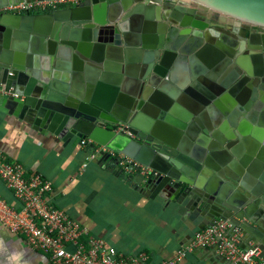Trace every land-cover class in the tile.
Instances as JSON below:
<instances>
[{"label":"water","instance_id":"95a60500","mask_svg":"<svg viewBox=\"0 0 264 264\" xmlns=\"http://www.w3.org/2000/svg\"><path fill=\"white\" fill-rule=\"evenodd\" d=\"M31 1L44 0L0 7ZM251 28L264 29V0L0 14V111L130 157L156 172L140 192L198 229L228 221L264 255V33Z\"/></svg>","mask_w":264,"mask_h":264},{"label":"crops","instance_id":"0c3cea01","mask_svg":"<svg viewBox=\"0 0 264 264\" xmlns=\"http://www.w3.org/2000/svg\"><path fill=\"white\" fill-rule=\"evenodd\" d=\"M0 152L6 160L23 165L27 173H38L49 180L51 204L84 226L89 235L104 239L124 253L144 251L148 264L173 257L198 230L191 222L181 220L171 201L140 192L145 179L141 175L119 174L109 160L88 162L82 167L87 148L79 140L63 146L56 138L35 132L2 111ZM0 193L13 201L1 180ZM241 246L246 248L251 243L242 242ZM0 264L50 263L47 256L31 250L20 235L0 225ZM178 264L233 263L209 248L186 254Z\"/></svg>","mask_w":264,"mask_h":264},{"label":"built area","instance_id":"2783aa9c","mask_svg":"<svg viewBox=\"0 0 264 264\" xmlns=\"http://www.w3.org/2000/svg\"><path fill=\"white\" fill-rule=\"evenodd\" d=\"M76 0H44L17 3L0 7V14L43 13L70 5ZM120 130V128L118 129ZM87 148L82 167L96 162L105 155L115 164L118 173L139 174L143 178L156 172L130 157L99 146L89 139L80 141ZM0 180L10 192L13 201L0 193V225L20 235L33 251L47 256L50 264H148L144 251L124 253L104 239L89 235L88 230L71 219L63 210L51 204L52 184L38 173H27L23 165L6 160L0 152ZM242 234L226 220L194 231L188 243L180 247L173 257L159 264H178L186 254L196 249H214L216 254L233 264H264L259 248H243Z\"/></svg>","mask_w":264,"mask_h":264},{"label":"flooded vegetation","instance_id":"af4514ba","mask_svg":"<svg viewBox=\"0 0 264 264\" xmlns=\"http://www.w3.org/2000/svg\"><path fill=\"white\" fill-rule=\"evenodd\" d=\"M171 1H175V0H171ZM251 31L258 32V33H264V31H261L259 29H255V28H251Z\"/></svg>","mask_w":264,"mask_h":264},{"label":"rangeland","instance_id":"374dc122","mask_svg":"<svg viewBox=\"0 0 264 264\" xmlns=\"http://www.w3.org/2000/svg\"><path fill=\"white\" fill-rule=\"evenodd\" d=\"M255 29H259V30H261V31H264V29H263V28H255Z\"/></svg>","mask_w":264,"mask_h":264},{"label":"trees","instance_id":"16d2710c","mask_svg":"<svg viewBox=\"0 0 264 264\" xmlns=\"http://www.w3.org/2000/svg\"><path fill=\"white\" fill-rule=\"evenodd\" d=\"M110 163H112V162H110Z\"/></svg>","mask_w":264,"mask_h":264}]
</instances>
